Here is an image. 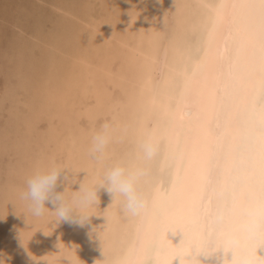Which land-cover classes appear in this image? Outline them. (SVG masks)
Masks as SVG:
<instances>
[{
  "label": "bare ground",
  "instance_id": "6f19581e",
  "mask_svg": "<svg viewBox=\"0 0 264 264\" xmlns=\"http://www.w3.org/2000/svg\"><path fill=\"white\" fill-rule=\"evenodd\" d=\"M4 7V264H31L20 232L36 264H62L64 252L75 264H150L153 255L159 264H195L193 257L233 264L234 238L264 257V245L241 226L244 211L264 208V0H17L16 13ZM105 122L113 140L100 164L88 149ZM147 133L158 144L150 161L138 147ZM118 162L148 170L142 216L124 215L120 198L104 189L89 209L100 215L86 228L51 222V212L28 222L21 213L15 193L35 166L86 169L64 170L76 183L57 191L71 192ZM216 212L224 218L218 226L210 222Z\"/></svg>",
  "mask_w": 264,
  "mask_h": 264
},
{
  "label": "clouds",
  "instance_id": "9594fccd",
  "mask_svg": "<svg viewBox=\"0 0 264 264\" xmlns=\"http://www.w3.org/2000/svg\"><path fill=\"white\" fill-rule=\"evenodd\" d=\"M157 2H161V0H157ZM121 139H123V137H121ZM112 140V125L105 122L101 125L100 130L91 138L90 147L88 149L89 158L102 164L108 156V147ZM138 147L143 154V158L148 161L154 159L158 153V144L151 133L146 134L145 138L139 142ZM65 169H69L73 173L86 170L80 169L77 171L70 167L50 163L48 165L35 166L33 170L24 177L23 185L17 190L15 196L23 205L24 211L21 213L24 214L27 222L29 221V217L41 218L44 217L46 213L51 212L53 214L51 222H63L72 227L86 228L90 225V218L94 214L100 215L89 211V209L99 204L98 191L100 189H104L113 201L120 198L119 203L124 215L136 218L142 216L146 212L149 202L145 194L140 190V185L148 175V170L146 168L135 165H125L118 162L104 170L102 179L99 182L91 185H86L82 182L78 191L68 192L67 189L65 191H57L60 183H76L75 176L69 177V175L64 172ZM11 203L16 207L14 202ZM46 204H50L52 210H49ZM105 217L107 218V216ZM242 217V230L247 234L248 239L260 241L258 246L264 245V208L246 210L242 213ZM2 218L3 216H0V219ZM223 219L222 213L216 212L211 216L210 222L218 226L223 223ZM93 231H95V229H93ZM45 234H47V232H45ZM86 234L91 241V232ZM18 239L20 241V247L23 248L28 261L31 262V264H36L35 257L32 256L23 243L21 232ZM210 246H215L214 242H210L209 247ZM59 249V252H62L60 247ZM229 249L233 251V257L231 259L233 264H264V257L258 256L257 254L254 256L250 255L246 249L242 248L239 238L233 239L232 247ZM196 250L197 252L202 251L199 249ZM237 250H240L239 255L237 254ZM2 256L3 254L0 253V264H4ZM58 259L62 264H75L74 257L70 252H64ZM187 260L199 264L195 257ZM150 264H159L155 255L151 258Z\"/></svg>",
  "mask_w": 264,
  "mask_h": 264
},
{
  "label": "rangeland",
  "instance_id": "374dc122",
  "mask_svg": "<svg viewBox=\"0 0 264 264\" xmlns=\"http://www.w3.org/2000/svg\"><path fill=\"white\" fill-rule=\"evenodd\" d=\"M3 4V5H2ZM9 4L12 6V10L14 11V13H16V11L18 10V8H17V0H0V25H2V26H0V29H4L5 31H6V29L8 30V28H10L9 26H10V24H8L7 22H5V21H3V19H1L2 17H4L5 15H6V9L7 8H5L4 7V5L5 6H9ZM4 9V10H3ZM5 14V15H4ZM3 15V16H2ZM6 24V25H5ZM5 41H6V39L5 38H3ZM5 41H1L0 42V44L1 45H3L4 43H5Z\"/></svg>",
  "mask_w": 264,
  "mask_h": 264
}]
</instances>
